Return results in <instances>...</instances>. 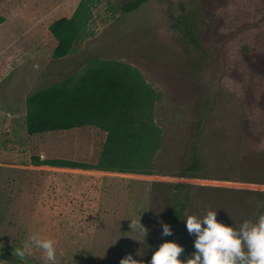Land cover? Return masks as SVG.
Listing matches in <instances>:
<instances>
[{
  "label": "rangeland",
  "instance_id": "obj_1",
  "mask_svg": "<svg viewBox=\"0 0 264 264\" xmlns=\"http://www.w3.org/2000/svg\"><path fill=\"white\" fill-rule=\"evenodd\" d=\"M127 1L93 0L72 51L55 59L49 26L80 0H0L10 15L0 43L18 51L12 79L20 80L0 84V264H52L39 248L13 255L32 233L54 242L55 264H120L128 254L148 264L165 240L183 245L178 258L187 260L195 236L186 216L215 210L218 221L238 227L264 213V0H147L125 10ZM106 59L138 69L158 94L161 140L149 175L32 165L33 155L98 161L105 131L87 125L31 135L24 113L37 89L76 81ZM194 151L201 168L185 177L189 199L169 239L162 224Z\"/></svg>",
  "mask_w": 264,
  "mask_h": 264
},
{
  "label": "trees",
  "instance_id": "obj_2",
  "mask_svg": "<svg viewBox=\"0 0 264 264\" xmlns=\"http://www.w3.org/2000/svg\"><path fill=\"white\" fill-rule=\"evenodd\" d=\"M147 0H128L123 8L134 10ZM93 0H80L71 16L54 20L49 30L56 39L53 58L61 59L72 51L80 27L87 23ZM5 18L0 14V24ZM192 36H195L192 33ZM158 94L148 85L142 73L123 61L106 59L90 66L76 81L67 77L41 87L26 99V127L31 135L42 132L69 130L93 125L106 132L101 155L96 163L65 158L31 156L32 165L42 168L79 170L131 175H149L147 168L158 150L161 129L153 119ZM201 168L196 151L191 162L178 176L174 191L179 197L168 209L169 225L182 214L189 197L182 192L186 175ZM184 180H181L183 179ZM183 194V197H181ZM177 206L179 208H177ZM3 257L15 263L10 253Z\"/></svg>",
  "mask_w": 264,
  "mask_h": 264
},
{
  "label": "clouds",
  "instance_id": "obj_3",
  "mask_svg": "<svg viewBox=\"0 0 264 264\" xmlns=\"http://www.w3.org/2000/svg\"><path fill=\"white\" fill-rule=\"evenodd\" d=\"M183 219L188 233L195 236L191 257L179 259L183 245L165 240L154 250L148 264H264V213L255 220H244L238 227L218 221L215 210L202 217L188 215ZM139 223L146 229L140 219ZM161 235H172L169 224H162ZM32 248L42 249L45 259L55 264L54 242L38 233H32L22 246L13 249V255L22 259ZM120 264H137V260L128 254Z\"/></svg>",
  "mask_w": 264,
  "mask_h": 264
},
{
  "label": "crops",
  "instance_id": "obj_4",
  "mask_svg": "<svg viewBox=\"0 0 264 264\" xmlns=\"http://www.w3.org/2000/svg\"><path fill=\"white\" fill-rule=\"evenodd\" d=\"M0 14L3 15L5 18L4 22L0 24V30H1L2 27H4L5 23L7 22L8 17L10 15H8L5 11H3L2 7H0ZM16 52L18 51L16 50L14 51V49L13 50L11 49V44L5 45L3 43H0V84L5 81L4 83H6L5 84L6 88L16 87V85H18L20 81L19 79L17 80V77H14V79H12V74L16 69V60L13 59V57L16 55ZM19 78L21 79V76H19ZM18 115L13 117L11 121L6 125L7 130H10V132L17 128L16 117H18ZM25 115L26 112L24 113V116ZM64 170H68V169H64Z\"/></svg>",
  "mask_w": 264,
  "mask_h": 264
}]
</instances>
